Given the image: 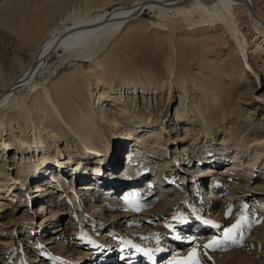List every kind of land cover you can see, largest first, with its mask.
Instances as JSON below:
<instances>
[{"label":"bare ground","instance_id":"bare-ground-1","mask_svg":"<svg viewBox=\"0 0 264 264\" xmlns=\"http://www.w3.org/2000/svg\"><path fill=\"white\" fill-rule=\"evenodd\" d=\"M82 1L0 0V37L7 42L15 40L29 56L19 65H13L10 60L5 61L6 57H10L7 51L2 50L6 57L0 55V154L8 150L15 152L13 157L0 156V211L9 209L6 221L2 222L4 214H0V264H6L4 262L15 253L16 261L13 264H128L119 253L134 251L139 254L137 252L147 251L161 256L165 254L163 248H172L166 255L168 262L192 264L189 256L195 249L196 264H225V256L233 250H217L231 242L228 239L232 236V230L236 231L234 225L242 223V229L249 225L247 218L236 215V224L227 234L228 238L223 233L217 244L209 246L215 251H209L203 245L202 240L206 237L199 238L202 248H189L191 245L184 247L179 242L180 235L184 234L182 231L196 227L194 231L201 234L208 230L216 233L219 222L224 221L231 211L223 208L220 211V204L214 203L218 196L207 194V204L210 206L207 209L208 218L214 225L205 226L204 221H209L200 219L195 207V213L184 208L188 217L178 218V228L171 230L165 215L171 212L169 204L176 199L173 193L177 192L170 191L168 183L173 174L169 175V172L173 167L179 168L176 162L179 165L193 164L195 160L197 165L206 166L203 170L211 169L207 173L212 178L210 175L205 182L204 179H197L201 188H215L211 179L221 171H229L225 180L233 178L236 167L231 164L234 161H240L238 164L243 165L244 169L238 167L240 173L236 174L241 181L253 180L248 172L262 169V150H254L252 158H245L250 155L248 149L251 146L263 147L264 136L258 133L253 138L245 139L242 135L251 126L252 130L259 129L255 131L262 130L263 133L264 128L253 125V121L248 126L246 123V126L240 125L242 113L237 110V103H259L264 108V92H259L264 85V2L259 0L261 4L255 5L252 0H131L128 4L106 8V3L113 0ZM92 8L98 10L91 12ZM143 11L153 13L155 19L141 18ZM172 13L178 14L176 20L172 19ZM137 28L149 30L159 45L157 58L163 71L162 78L148 72H134L128 67L122 47L118 44H125ZM51 54L61 59L57 60L60 67L68 59V70L58 79L55 77L51 83L49 81L50 84L43 81L45 76L39 82L37 78L48 73L51 63L46 65L44 59ZM176 56L180 59H176ZM232 89L238 92L235 101L230 95ZM238 95L244 98L237 99ZM173 101L175 106L172 105ZM170 107H173V112L169 115ZM116 112V118L111 116ZM261 116L264 119V113ZM245 118H249L248 115ZM131 120L138 121L137 126L132 127L129 124ZM171 124L183 128L176 137L170 130ZM155 125L159 126L157 131ZM110 126L112 130H109ZM218 133L219 137L216 138ZM146 136H150L147 139H156L154 141L157 143L167 140L170 145H177L172 148L173 158L170 160L168 148L163 144H158L156 152L147 148L139 150L137 155L131 141L134 139L137 143L145 144L147 140L141 138ZM181 140L183 143L180 145ZM120 144L124 145L120 147L122 153L117 148ZM234 145H240L242 151L232 152ZM190 148L192 156L188 150ZM50 152L55 154V166H46L52 158ZM16 153L17 160H14ZM91 153L99 156L84 157L79 161L83 167L87 161H92L91 164L95 162L92 167L86 166L92 174H85L84 177L80 174L85 167L79 170V174L77 169L66 165L77 155ZM32 161L34 164H31ZM154 161L157 162V169L151 172L150 179L146 169ZM109 167L114 169L105 171ZM101 172L109 174L106 175L107 181L101 179L100 183L90 180ZM51 175L55 181H49ZM154 177L161 181L160 189H153ZM76 179H81V182L73 188ZM24 180L25 183L29 181L30 185L32 182L35 184L30 186L32 188L16 189V183ZM106 183L110 188L104 186ZM123 186H126L124 190L129 191L136 188L133 193L137 196L154 193L153 196L157 198V203L147 209L151 213V221L147 222L156 221L157 228L141 231L144 235L140 241L115 236L111 231L113 214L110 222L106 220L108 224L100 219H92L96 220L92 224L98 235L92 229H86L81 222L85 219L81 210L87 207L84 190L99 191L94 201L100 202L102 196L106 200L114 199L117 196L115 190ZM244 186L236 182L230 188L218 187L217 193L222 194L220 198H226L221 202L229 201V204L241 190L247 201L250 200L246 197L254 196L251 201L257 202L260 194V198H264V176L257 179L255 187ZM35 191L40 192L38 197L42 196L34 197L32 194ZM199 191L197 196L200 195ZM55 193H59V196L65 193L70 204L75 201L79 209L75 217L79 214L81 218L76 230L73 227L74 213L71 211L73 223L72 220L67 222L69 227L65 226L62 232L65 234L63 240H59L61 244L70 246L72 242L76 243L78 235L81 236L79 245L91 242L89 248L88 245L81 246L83 249L74 246L71 259H68V254L63 257L55 255L53 251L46 252L55 248V235L45 237L41 242L36 237L45 233L47 223H52L50 220L57 222L55 211H52V216L40 219L38 223L35 221V224L23 214H11L21 198L25 199V205L30 202L31 208H38ZM86 193L96 194L90 191ZM92 201L89 208H95L90 211L87 207L90 211L88 216L102 218L100 207L97 204L92 206ZM133 204H128L126 208L134 209L136 205ZM165 210L166 213H163ZM177 213L183 214L182 209ZM211 214L217 215L213 218ZM244 221H247L246 227L242 226ZM6 227L11 229L6 232ZM26 227L28 234H32L33 239L36 237L38 243L34 246H37V252L32 250L33 245L26 242L22 246L18 243L14 248L9 245L10 240L19 236L14 231L21 233ZM243 231H239V235ZM56 234L59 236L60 232L56 231ZM106 235L108 239L103 237ZM8 246L12 249L9 250ZM111 258L117 259L108 260Z\"/></svg>","mask_w":264,"mask_h":264},{"label":"rangeland","instance_id":"rangeland-1","mask_svg":"<svg viewBox=\"0 0 264 264\" xmlns=\"http://www.w3.org/2000/svg\"><path fill=\"white\" fill-rule=\"evenodd\" d=\"M49 1H56V0H49ZM86 1L89 2V0H86ZM130 1L131 0H113L111 2L106 3L105 7L106 8H111V7L116 6V5H124V4H128ZM252 1H253V3L255 5L256 4H258V5L261 4V2H260L261 0L260 1L259 0H252ZM262 1L264 2V0H262ZM49 3L52 4L51 2H49ZM82 3H85V0H83ZM88 4H89V7H90V3H88ZM96 10H98V9L92 8L91 12H94ZM52 12L54 14L56 13L54 8H52ZM140 17L143 18V19H146V20H150V21L155 19L154 14L149 12V11H143L142 13H140ZM171 17H172L173 20H176L178 18V14L172 13ZM151 36L152 35L150 34L149 30H144V28H142V29L141 28H139V29L137 28V30L132 32V35L128 37V39H127L128 42L125 41L126 42L125 44L120 43V45L118 44V46L122 47V50H123L122 54H125V58H126V60L128 62L126 60L125 61L128 63L127 64L128 67H130V69L134 70V72L135 71L148 72V73H152L156 77L162 78L163 71H162V68H161V66H160V64L158 62V58H157L158 54H159V47H158L159 45L156 43V40L153 39V37H151ZM21 47H22V45L19 44L18 42H16L15 40H13V39L9 40L7 42L5 38L0 37V49H1L0 50V55L6 57V55L3 54L4 53L3 51H7V53L10 56L9 58L8 57L5 58L6 62L8 60H10L13 63V65H19L24 60L28 59L29 58L28 54L25 53L24 49L21 48ZM190 53L192 54L191 51H190ZM176 59H180L179 56L178 57L176 56ZM57 60L61 61V59H58L57 55H55V54H51L50 56H47L44 59V62H45L46 65L49 64V63H51V65H50V67L48 69V73L46 72L42 77H38L37 81L40 82L45 76L46 79H44L43 81H45V83H49V81H50V83H51L52 79H54L55 77H57V79H58L59 77H61L63 75V73L65 71L68 70V67H67L68 59H65L63 61L61 67L59 66L60 63H58ZM92 88H93V85H92ZM241 91H243V90H241ZM236 92H237V89H232L231 92H230V95L232 96V99H234V101L236 100L235 98H236V95L238 94V92H237V94H236ZM259 92L260 93L264 92V85L260 87V91ZM239 95L237 96V99H243L244 98V97L242 98V96H239ZM174 101H173V104H172L173 106H175ZM237 105H238V109L237 110L240 113H242V115H241L242 123L239 122L240 125H244V126L247 125L248 126L250 121H253V125H257L258 124V125H260L261 127L264 128V119H261V117H262L261 115H263V113H264V108H262L259 103L249 105V104H243V102H238ZM172 112H173V107L172 108L170 107L169 110H168V114L170 115ZM249 112L250 113L254 112V114H250ZM245 115L246 116L248 115L249 118H245L246 117ZM111 116L116 118L117 117V112L115 114L111 115ZM243 120H244V123H243ZM137 122L138 121H136V120H131L129 122V124H131L132 127H133L134 125L137 126ZM126 123H127V121H126ZM245 123H246V125H245ZM144 124H147V123H144ZM252 127L253 126H251L249 128V130L247 129V131H245L243 133L242 136L245 139L246 138L247 139L253 138L254 135H257L258 133H259L258 135L264 136V133H263L262 130H260V132L259 131H255V130H259V129L252 130L253 129ZM111 128L112 127L110 126L109 130H112ZM157 128H159V126L155 125L154 129L156 131L158 130ZM151 129H153V128H151ZM170 130L173 133V135L176 137L183 131V128L181 127V125L180 126L178 125V128L175 127L174 125H172L170 127ZM181 136H183V135H181ZM134 137L137 138V136H134ZM147 137H150V136H146V138L145 137L141 138V139L147 140L145 142V144L137 143L136 140L132 139L131 142L134 143L133 144V148H135L134 150L137 152V155H139V150H141V149L145 150L147 148H150L152 152H156L158 144L159 145L163 144L164 146H166V148H168V151H169L168 157L170 158V160H171V158H173L171 156L172 153H173V149L172 148L176 147L177 145L176 146H174L173 144L170 145L167 140L164 141V142L157 143V142H155L156 139H154V138L153 139H150V138L147 139ZM217 137H219V133L216 134V138ZM189 140H190V137H189ZM190 141H192V140H190ZM179 142H180L179 144L181 145V143H183V140H181ZM188 142L189 141H187V143ZM140 145H146V147L143 148ZM213 145H217V144L213 143ZM120 147H124V145L120 144V145L117 146V148L120 149V150L119 149L118 150L122 153V149ZM197 147L199 148L200 144H198ZM241 149H242V147L240 145H234V146H232L231 151L232 152L233 151L237 152V151H240ZM258 149L262 150L261 159L263 161L262 162V166L263 167H262L261 170L259 169L256 172H254V169H253V171H249L248 172V175L252 179L254 178L253 180H249L248 182L238 180L236 178L237 177L236 174L240 173L238 171V167H241L242 169H244V168H243V165H239L238 164L240 161H234L233 162L234 164H231V165L236 167V169H234L236 171V172H234L235 174H232V175H234L233 178L230 177V178L224 180L222 182V184L218 185L217 187H221L222 189L223 188L224 189L230 188V187H232V184L236 183V182L240 183V184H243V185H246L244 187H248V188L255 187V183L257 182V179L259 177H263L264 176V145H263V147H260V148L259 147L256 148V146H251L250 149H248V152L249 153L251 152V153H250V155L247 153L248 155H246V158H245L246 160L248 158H252L255 155L254 150H258ZM188 150H189V153L192 156L193 152H192L191 148L188 149ZM141 154H143V153L141 152ZM232 154L234 155L235 153H232ZM1 155H3L6 158H7L8 155H9L8 157H13L15 155V152L12 151V150H8V151L1 152L0 156ZM49 155H50V158L51 157L52 158L51 159L49 158L50 159L49 160V164L46 165V166H49V165L50 166H55L54 163H57L56 161H54V159H56L55 158V154L53 152H50ZM94 155L99 156V154H96V153H91V154L85 155V156L84 155H77L76 156L77 158L75 160H73L74 159L73 158L72 159L73 161L72 160L68 161L66 163V165L69 166L70 168L77 169L78 171L85 167L86 169L84 168V170H81L82 173L79 171V174L81 173L80 175H82V176L84 175V177H85L88 174H92L91 171H89V169L87 167H92V165H94L95 162H93L94 164H91L92 161H90V162L87 161L86 164L83 167L82 166L83 164H81L79 159H83L84 157H87V158L88 157H93ZM16 157H17V153H16V156H15L14 160H17ZM193 162H194L193 164L191 162H189V164H180V165L176 162V164L179 166V168L173 167L171 169V171L169 172V175L173 174V177L169 178L168 186H171L170 191H176L177 192L175 194L173 193V195H177L181 191V188L183 186H185V187H187V186L189 187L190 186L191 187V186H194L192 183L196 182V184H198V185L196 187L191 188L190 192H195L197 194L198 191L200 190L199 191L200 195L197 196L200 199V204H199V206L196 207V209H198V212H199L198 213V215H199L198 217L200 219H204L206 221H209V222H205L204 221L205 222V226L206 225L212 226V225H214V223H212L211 220L208 218L209 214H208V212L206 210V209H208L210 207L207 204L208 203L207 202V197L209 195H207V193L203 190V188H201V185L199 184V180H203L204 179L203 182L208 180L207 177H210V174H208L207 172H211L210 171L211 169L203 170L206 167L205 165L201 167L199 164L197 165V161L194 160ZM230 162H232V161H230ZM31 164H34V162L32 161ZM156 165H157L156 161H154V164L152 166L148 165V168L150 167L149 169L147 168L148 170L146 169V171L148 173V178H150V179L152 178L151 174L153 173V171H155L157 169ZM214 168H217V167H214ZM241 168H239V169L241 170ZM113 169H114L113 167H109L108 169H105V171H111ZM3 170L7 171L6 168H4ZM199 174H200V177L198 176ZM106 175H109V174L101 172L99 175L95 174L93 177L90 178V180H97V181L100 182V180L103 179V180L107 181L108 179H106ZM197 179H199V180H197ZM51 180L55 181V180H53L52 175L49 177V181H51ZM152 180L154 181L153 184L155 183L154 185L156 187V188L154 187L153 189L154 190L160 189V182L161 181L158 178H155V177ZM25 181L26 180L18 181L16 183V187H17L16 189H19L20 187L23 188V187H26V186L30 187L31 185L35 184L34 182H32L31 185H30L29 181L27 183H25ZM80 182H81V179L80 180L76 179V181L74 182L73 188H75V185H78ZM133 184L138 185L137 182H134ZM63 186H66V184H63ZM104 186L107 187L108 184L106 183ZM114 186H116V185H114ZM30 188H32V187H30ZM33 188H35V187H33ZM124 188H126V186L120 187L118 189L119 191L115 190V194L117 196L114 197V199H108L107 202L101 201V199H103V196H102V198L100 197L101 198L100 202L99 201L98 202L94 201L96 199V197H97L96 195L98 194L99 191H93L92 192L91 190H89V188L84 190V192H85L84 195H86V206L88 207V209L90 211L93 210L95 207L91 208V206H90V208H89V205H90L89 202H91L93 200L92 202L94 204H92V206L97 204L100 207V210L102 211V218L88 216V214H90V211L87 210V207H84V210H81V212L83 211L82 213H84V216H85V219L83 221H81V218H80L79 214H77V217H75V212H77L79 210V209L77 210V204L75 203V201L72 202L71 204L68 203L65 193L62 194L64 198H62V195L59 196L58 195L59 193H55V194L50 195L48 197V199H47L48 201L46 202V204L41 206V207H38V208H36V207H32L31 208L30 207L31 206L30 202H29V205H25L26 204L24 202L25 199L21 198L19 201H17L19 203L17 208L20 206L19 210H17V208H16V210L15 211L13 210L11 212V214L12 215L16 214V216L17 215L20 216V215L23 214L24 216H26V218H30L32 220V222H34V224H35V221H37V223H38L40 219L52 216L51 215L52 211H55L56 213H54V217L57 219V222L55 220H50V221H52V223L50 222V223H47V225L45 224L46 225L45 233H42L41 235L37 234L36 237H38V240H40V242H41V240H43L45 237H48V236L50 237L52 235L54 237V235H55L56 242H55V244H53V246L55 248H52L51 250H47L46 252H49V251L52 252L53 251V253L55 255L63 256V257H65V255L68 254V256L70 255L68 259H71V258H73V256H72L73 250L72 249H75V247H77L79 249H83L81 246H85V245H88V248H89V245L91 244V242H89V243L85 242V244H83V243L81 244L80 243V245H79V242H80L79 241V237H81L79 235H78V239H76V243L72 242L70 244V246H64V245L61 244L62 242H60V241L63 240L62 236L65 234V233H62V232L65 231L64 230L65 226L69 227V224H67V222L72 220V223H73V219H71V217H72L71 216V211H73L72 213H74L73 216L75 217L74 218L75 219V221H74L75 225H73V227H76V230H77V226L79 225L78 222L81 221L82 224L85 227H87L86 229H88V230L92 229V231L95 232L94 234H96L97 231H95L96 227L93 226L92 222H95L96 220H92V219H100V220H102V222L107 223V221L108 222L111 221L110 218H111L112 214L114 215L113 216L114 220L112 218V223L113 224L112 225L109 224V225H111V227H112L111 231H113L114 235L117 236V237H120V238H125V239H128V240H133L134 239L136 241L137 240L140 241L141 240V236L144 235L141 231H143V230L144 231H150V228H153L154 230L157 228L156 227L157 226L156 225V221L153 220L150 223L147 222L148 220L151 221V215H150L151 213L147 212V209H149L151 205L154 206L155 203H157L155 201V198H156L155 196L156 195L153 196L154 193H151V195L149 194V195H145V196H142V195L137 196V195H135L133 193V191L136 188H133L131 190L132 192H130L129 190H124ZM198 188H200V189L197 190ZM121 190H123V191H121ZM16 191L19 192L20 194H22L21 191H19V190H16ZM86 191H90L91 193L96 192V194H88V193H86ZM241 191H243V190H241ZM241 191L239 192L240 194L239 193L237 194L236 198L233 201H230V204H228V205H224V204L218 205V208H219L220 211H222V208H223V210L224 209H229L231 212L225 218L224 221H220L219 222L218 230H217L216 233L212 232L211 230L209 232V230H208V232H206L204 234H201V233H198L197 231H194L195 229L197 230V228L194 227V230L190 229L189 231L188 230L182 231V232H184V234L180 235L179 242L181 243L182 242V238H184L185 242L181 243V244L184 247L188 246V245H191L189 248H198V247L202 248L200 246V244H202V242H203V245L206 248V246L209 245V243L211 241H213V240L219 241V239L223 236V233H225L227 235L230 232L228 230H231L232 226L237 221V218H236L237 216L236 215L245 216L247 218V221H248L249 225L247 227L245 226L247 221L246 222L244 221V223L242 225V226L246 227L245 229H242L243 228V227H241L242 223H240L239 225H234L236 231L233 232V230H232V233L230 234L232 236H230V239H228L231 242H229L225 247H222V248L218 249L217 251H223V252L227 251L228 252L230 250H233V252H231L230 254L225 256V259H226L225 260V264H264V224H263L264 223L263 222L264 221V201H262V199H264V198H260V197H262L261 194H260L257 197V202L251 201L252 200L251 198H253V199L255 198L254 196H250L248 198L246 197V199L250 200V201H247V200L244 199V195H242L243 192H241ZM245 191H247V190H245ZM217 192H215V193L218 194V195H222V194H219ZM39 193L40 192L35 191V192H33V194L32 193L31 194L34 195V197H38ZM23 194H25V192H23ZM41 196H39L38 198H40ZM93 198H95V199H93ZM212 198L214 199V197H212ZM225 200H226V198L223 201H225ZM163 201H165V199ZM117 202H118V204L115 205V203H117ZM141 202H144V203L141 205L140 204ZM18 203H16V204H18ZM131 203H134L133 205H136L135 208L134 209H127L126 206L128 204L130 205ZM121 205H124V206L120 207ZM182 206H183V208L188 209L185 205H182ZM259 206H261V207H259ZM35 209H37V210H35ZM74 209L76 211H74ZM61 211H66V212L62 213ZM164 212L166 213V210L163 211V213ZM8 213H9V209L8 208H4V209H2L0 211V214H4V217L2 218V222L7 220V218L9 217ZM167 214H169V212H167ZM177 214H179V213H177ZM216 215L217 214H211L210 216L215 218ZM182 217L187 218L188 216L185 213L179 214V218H182ZM255 217H257L256 220L254 219ZM257 220H259V221L257 222ZM195 225L197 226L198 223L195 224ZM191 226H194V224H191ZM97 227H99V225H97ZM148 227H149V230L147 229ZM27 228L28 227H26L25 228L26 230L22 231L21 233H20V231L15 230L14 232H17L19 236L14 238V239H12V240H10V244L9 245H11L14 248L15 246H17L18 243H19L18 245L22 246L23 243L26 242V244L29 243V245H33L34 246L35 243L37 242L36 237H34V239H33L32 238L33 235L32 234H28ZM5 229H6V232H7L11 228L6 227ZM56 231L60 232L59 236L56 234ZM239 231H243V232H241V234L239 235ZM98 234L99 233H97V235ZM207 236H209V237H207ZM103 237L108 239V235H106V237L105 236H103ZM200 237H206V239H203L202 242H201L199 240ZM234 239H237V240L234 241ZM146 244L149 245L150 242H147ZM197 244H199V246H195ZM214 245L215 244H213L211 247H213ZM11 246H8V247H10L9 250L12 249ZM192 246H194V247H192ZM207 247H208L209 251H213L214 250L213 248H211L209 246H207ZM32 250H34V252L35 251L37 252V250H38L37 246H34ZM235 250H237L238 252H236ZM13 251H14V249L11 252H13ZM236 253H237V256H236ZM2 256L5 257L7 255H2ZM45 256L47 257L48 254H45ZM14 261H16V253L11 255L9 257V259H7V261L4 262V263L13 264ZM44 261H45V259H44Z\"/></svg>","mask_w":264,"mask_h":264},{"label":"snow or ice","instance_id":"snow-or-ice-1","mask_svg":"<svg viewBox=\"0 0 264 264\" xmlns=\"http://www.w3.org/2000/svg\"><path fill=\"white\" fill-rule=\"evenodd\" d=\"M228 231H231V230H228ZM225 238L227 239L228 237H227V235L225 236ZM218 243V241H215V240H213V241H211L210 243H209V245H207V246H211V245H213V244H217ZM195 249L193 250V252L192 253H190V256H189V259L192 261V264H196V261H195ZM171 264H175V262H171Z\"/></svg>","mask_w":264,"mask_h":264}]
</instances>
